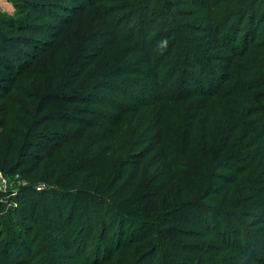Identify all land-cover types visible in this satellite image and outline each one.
Instances as JSON below:
<instances>
[{"label": "trees", "instance_id": "trees-1", "mask_svg": "<svg viewBox=\"0 0 264 264\" xmlns=\"http://www.w3.org/2000/svg\"><path fill=\"white\" fill-rule=\"evenodd\" d=\"M13 3L0 264H264V0Z\"/></svg>", "mask_w": 264, "mask_h": 264}, {"label": "rangeland", "instance_id": "rangeland-1", "mask_svg": "<svg viewBox=\"0 0 264 264\" xmlns=\"http://www.w3.org/2000/svg\"><path fill=\"white\" fill-rule=\"evenodd\" d=\"M14 11H15V9H14L13 0H0V12H2L4 14H8V15H14L15 14ZM119 50H120L119 55H114L115 57H112V58H116V56L118 58H122V55H123V52H122L123 51V47L121 46L119 48ZM110 58H111V56H110ZM121 62H123V61H121ZM149 80H150L149 77L146 78V81L147 82H149ZM159 100L160 99H157V105L159 106L158 107V112L157 111L152 112L150 109L147 110V112L145 111V113H143V116H142L143 118H138L137 122H135L134 124H132L130 126V133L128 135V138L129 137H132V139H134V137L139 136L138 134H140L142 137H146V136L150 137V136H153V134L152 135H148L146 133V131H144V129L146 128V126L154 123V121H155L154 120L155 114L156 115H158V114L160 115V112L159 111H160V108L162 107L160 104L161 103H167V102H159ZM100 121H103V122H100L98 129L96 131H94L92 134H89L88 135L89 138H88L87 148H86L88 150L82 151L81 153L83 155H88L89 152H92V153L94 152L93 154L95 155L94 142L97 139L103 138V137H105L107 135L108 132L106 130H107V123L108 122L106 120H103V119H101ZM138 123L140 125L139 128H137ZM56 127H58V129H60L59 132H62L60 126H56ZM56 127H53V128H56ZM70 133H74V132H70ZM74 134H75V137L76 138H74L73 141H72V143H70L68 146H65L64 147V149H65L64 151L67 152V157H72V158H75V157L74 156H71L69 153L71 152V148L72 147H75V145L77 143V137H78V135H77L78 133L77 132H75ZM152 149H153V152H151L152 153L151 155L154 157V153L156 152L157 149H159V146H154ZM76 153H78V151H76ZM81 153H79V154H81ZM76 157L79 158L80 156H76ZM118 159H120V158L118 157L117 160ZM152 159H154V158H152ZM0 178L4 181V185L3 186H0L1 187L0 189H2L3 191H5L4 186L7 185V183H9V184H14V183H20V184H22V183H26V181L24 180V178L21 175H18V174H14L13 176H11V177L8 178V177L3 176L0 173ZM8 197H9L8 195H6V196L3 195L0 198V200L7 201L6 208L13 207V204L12 205L9 204L10 201H8ZM97 232H95L93 234L92 238L89 240V244H91V243L94 244L95 241L98 239L97 238V235H98Z\"/></svg>", "mask_w": 264, "mask_h": 264}, {"label": "water", "instance_id": "water-1", "mask_svg": "<svg viewBox=\"0 0 264 264\" xmlns=\"http://www.w3.org/2000/svg\"><path fill=\"white\" fill-rule=\"evenodd\" d=\"M4 185V181L0 178V186Z\"/></svg>", "mask_w": 264, "mask_h": 264}]
</instances>
